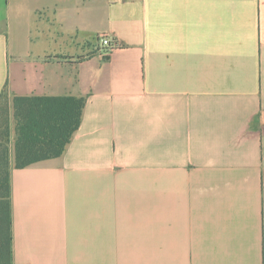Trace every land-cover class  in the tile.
I'll return each instance as SVG.
<instances>
[{
  "label": "crops",
  "instance_id": "0c3cea01",
  "mask_svg": "<svg viewBox=\"0 0 264 264\" xmlns=\"http://www.w3.org/2000/svg\"><path fill=\"white\" fill-rule=\"evenodd\" d=\"M3 90L86 97L13 264H264V0H0Z\"/></svg>",
  "mask_w": 264,
  "mask_h": 264
},
{
  "label": "trees",
  "instance_id": "16d2710c",
  "mask_svg": "<svg viewBox=\"0 0 264 264\" xmlns=\"http://www.w3.org/2000/svg\"><path fill=\"white\" fill-rule=\"evenodd\" d=\"M86 97L0 96V264H13L11 136L15 167L64 154L81 126ZM13 111L14 128L11 126Z\"/></svg>",
  "mask_w": 264,
  "mask_h": 264
},
{
  "label": "built area",
  "instance_id": "2783aa9c",
  "mask_svg": "<svg viewBox=\"0 0 264 264\" xmlns=\"http://www.w3.org/2000/svg\"><path fill=\"white\" fill-rule=\"evenodd\" d=\"M100 43L103 46H110V47H116L117 43H115L110 37L106 36V35H102L100 37Z\"/></svg>",
  "mask_w": 264,
  "mask_h": 264
},
{
  "label": "rangeland",
  "instance_id": "374dc122",
  "mask_svg": "<svg viewBox=\"0 0 264 264\" xmlns=\"http://www.w3.org/2000/svg\"><path fill=\"white\" fill-rule=\"evenodd\" d=\"M11 126H12V128H14L13 111H12V113H11ZM14 137H15V135L12 134V136H11V155L14 154V150H13V146H14Z\"/></svg>",
  "mask_w": 264,
  "mask_h": 264
}]
</instances>
